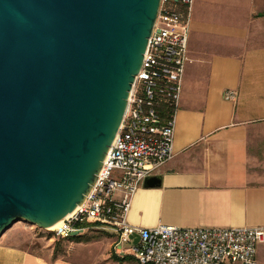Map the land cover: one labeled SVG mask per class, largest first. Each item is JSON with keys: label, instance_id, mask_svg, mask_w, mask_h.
<instances>
[{"label": "water", "instance_id": "1", "mask_svg": "<svg viewBox=\"0 0 264 264\" xmlns=\"http://www.w3.org/2000/svg\"><path fill=\"white\" fill-rule=\"evenodd\" d=\"M159 5L0 0V236L17 221L48 229L83 203L126 112ZM159 183L156 174L143 181Z\"/></svg>", "mask_w": 264, "mask_h": 264}, {"label": "crops", "instance_id": "2", "mask_svg": "<svg viewBox=\"0 0 264 264\" xmlns=\"http://www.w3.org/2000/svg\"><path fill=\"white\" fill-rule=\"evenodd\" d=\"M189 24L173 156L156 170L158 185L135 190L126 220L264 227V0H193ZM226 90L235 98H224ZM8 237L0 236V264H86Z\"/></svg>", "mask_w": 264, "mask_h": 264}, {"label": "built area", "instance_id": "3", "mask_svg": "<svg viewBox=\"0 0 264 264\" xmlns=\"http://www.w3.org/2000/svg\"><path fill=\"white\" fill-rule=\"evenodd\" d=\"M192 4L193 0H160L119 130L83 203L47 229L55 236L108 229L114 236L113 250L137 264H257L264 227L140 228L126 220L135 190L173 156L174 112L189 60ZM235 96L234 90L224 92L226 99Z\"/></svg>", "mask_w": 264, "mask_h": 264}, {"label": "rangeland", "instance_id": "4", "mask_svg": "<svg viewBox=\"0 0 264 264\" xmlns=\"http://www.w3.org/2000/svg\"><path fill=\"white\" fill-rule=\"evenodd\" d=\"M5 233L9 234L8 243L47 258L52 257L53 247L59 239L50 230L39 229L23 221L15 222ZM82 236L87 240L59 239L62 252L58 257L86 264H136L133 258H128L130 256H120L113 250L114 236L108 229H88ZM258 261V264H264V243L259 249Z\"/></svg>", "mask_w": 264, "mask_h": 264}, {"label": "trees", "instance_id": "5", "mask_svg": "<svg viewBox=\"0 0 264 264\" xmlns=\"http://www.w3.org/2000/svg\"><path fill=\"white\" fill-rule=\"evenodd\" d=\"M59 239L61 240H64V239H70V240H72V241H81V240H87V239H85V238H83V236H82V234H77V235H74V236H69V237H67V238H62V237H59ZM57 240L56 242H55V245H54V247H53V257L55 258V257H57L59 254H61V252H62V248H61V242H60V240ZM128 258H130L131 259V257H128Z\"/></svg>", "mask_w": 264, "mask_h": 264}, {"label": "bare ground", "instance_id": "6", "mask_svg": "<svg viewBox=\"0 0 264 264\" xmlns=\"http://www.w3.org/2000/svg\"><path fill=\"white\" fill-rule=\"evenodd\" d=\"M60 224V221L56 222L54 225H52L51 227H49V229H53L55 228L56 226H58Z\"/></svg>", "mask_w": 264, "mask_h": 264}]
</instances>
